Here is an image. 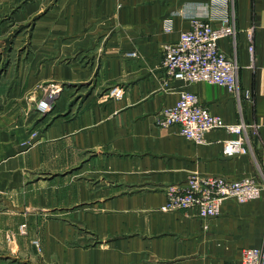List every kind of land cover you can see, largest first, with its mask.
Listing matches in <instances>:
<instances>
[{"label":"crops","instance_id":"obj_1","mask_svg":"<svg viewBox=\"0 0 264 264\" xmlns=\"http://www.w3.org/2000/svg\"><path fill=\"white\" fill-rule=\"evenodd\" d=\"M6 13L31 50L14 89L26 86V99L0 104V234L21 251L20 264H241L244 250L264 246V192L225 201L206 222L195 210L162 211L167 193L193 175L264 182V0H0V19ZM225 14L236 34L219 49L238 64L250 99L186 85L163 68L164 44ZM48 81L63 86L61 115L30 142L35 87ZM114 86L122 99L108 96ZM183 91L224 124L247 125L248 153L225 156L223 142L235 138L225 129L198 145L178 126L161 128L160 112Z\"/></svg>","mask_w":264,"mask_h":264},{"label":"built area","instance_id":"obj_2","mask_svg":"<svg viewBox=\"0 0 264 264\" xmlns=\"http://www.w3.org/2000/svg\"><path fill=\"white\" fill-rule=\"evenodd\" d=\"M227 0H213L214 7L226 3ZM219 24V25H215ZM170 22L166 23V31L171 32ZM236 34V29L225 14L214 20H196L189 31L182 32L175 43H166L163 46V68L175 81L186 85L208 83L221 86L239 98H251V92L240 90L239 66L229 59L219 49L222 38ZM251 43L249 51L254 52L253 32H248ZM61 92L58 86H52L45 91L44 98L38 103V109L45 107L46 111L56 105ZM123 87L114 86L108 91L111 99L120 100L124 97ZM42 111V112H46ZM158 124L161 128L179 127V133L185 139L202 145L206 135L217 129H225L235 138L223 142L224 154L227 157L245 155L248 146L243 137L247 125H226L218 116L202 106L198 96L190 91L181 92L178 102L172 107L164 108L159 115ZM256 130L258 126H252ZM264 192V182L254 180L232 181L217 176H190L183 190H171L167 193V201L162 207L163 212L195 210L203 221L218 218L222 206L227 200H236L245 204L261 198ZM27 224L20 226V233L26 235ZM207 225L204 226V229ZM241 264H264V246L244 250Z\"/></svg>","mask_w":264,"mask_h":264},{"label":"rangeland","instance_id":"obj_3","mask_svg":"<svg viewBox=\"0 0 264 264\" xmlns=\"http://www.w3.org/2000/svg\"><path fill=\"white\" fill-rule=\"evenodd\" d=\"M10 14L12 15L11 12ZM6 15L7 16H5V18L0 19V104L3 103V106H6L7 104L13 106L15 103H18L20 99H22V101H24L23 99H26V92L28 91L26 86H23L22 93H15L14 89L17 86L20 87V75L18 74V68L20 65H23V61L28 59L31 50L29 44L25 46L26 42L23 39L24 28L21 27L16 31L14 26H11V22L7 18L9 13H6ZM17 40H19V42ZM52 86H58L61 88V91L63 90L61 83L56 81L40 83L35 87V89L42 92L39 102L44 98L46 89ZM77 100L78 98L71 104L77 103ZM38 103L36 106L33 105L30 108V111L35 113L36 116V121L27 126V135L30 142H36L37 138H39L40 135L54 122V120H56V117L61 115L55 112L56 105L50 110L42 112V109L41 111L38 109ZM0 108L3 109L2 107ZM4 207L1 206L0 211H6L7 209ZM19 235L23 236V234L20 233V229ZM7 244L8 240L0 234V264H20L19 261L22 262L24 260V256L20 254L21 251L14 254L12 253V249H14L16 245L13 244V247L11 246V248H9V245ZM34 246L36 248L35 250L40 252L41 249L38 241L34 242Z\"/></svg>","mask_w":264,"mask_h":264},{"label":"bare ground","instance_id":"obj_4","mask_svg":"<svg viewBox=\"0 0 264 264\" xmlns=\"http://www.w3.org/2000/svg\"><path fill=\"white\" fill-rule=\"evenodd\" d=\"M41 109L43 110V111H45L44 109H46L45 107H41Z\"/></svg>","mask_w":264,"mask_h":264}]
</instances>
